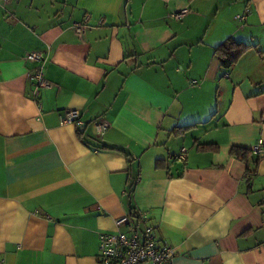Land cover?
I'll return each instance as SVG.
<instances>
[{"label": "crops", "instance_id": "crops-1", "mask_svg": "<svg viewBox=\"0 0 264 264\" xmlns=\"http://www.w3.org/2000/svg\"><path fill=\"white\" fill-rule=\"evenodd\" d=\"M227 37L251 47L223 69ZM259 139L264 0H0V264H102L99 233L131 211L170 264H264V154L229 153Z\"/></svg>", "mask_w": 264, "mask_h": 264}, {"label": "built area", "instance_id": "built-area-1", "mask_svg": "<svg viewBox=\"0 0 264 264\" xmlns=\"http://www.w3.org/2000/svg\"><path fill=\"white\" fill-rule=\"evenodd\" d=\"M1 1L7 2L8 0ZM248 11L246 9L243 14H237L235 18L240 21L245 20ZM186 13L187 9L183 8L172 13V17L178 20ZM87 20L88 17H85L82 22H75L73 27L77 32H80ZM25 59L36 64L32 72L29 73V77L33 80L32 94L37 97L41 89L51 87V83L44 77L42 69L44 55L42 51H31L25 54ZM60 120L62 123H73L77 127H84L76 110H66ZM93 128L95 132L102 133L106 128V123L95 122ZM181 151L184 152V148ZM251 152L257 155L264 154L260 139L252 146ZM135 214L137 215L136 217L129 214L116 219V226L125 225L127 227L126 231L117 230L113 233H99V262L102 264H142L145 262L149 264H170L175 255L174 248L157 240L148 212L139 211Z\"/></svg>", "mask_w": 264, "mask_h": 264}, {"label": "trees", "instance_id": "trees-1", "mask_svg": "<svg viewBox=\"0 0 264 264\" xmlns=\"http://www.w3.org/2000/svg\"><path fill=\"white\" fill-rule=\"evenodd\" d=\"M250 45H247L241 41L236 40L233 37H227L225 40H223L221 43L216 45L213 48V55L219 60L220 65L223 69H229L234 64L237 63L239 58L250 48ZM260 52V51H258ZM261 54V53H260ZM262 55V54H261ZM188 129V126L186 127H177L175 130L176 134H183ZM82 132L79 131V135L81 136ZM199 149L205 150V151H217L218 145L217 144H204L200 145ZM229 153L231 155H234L235 157L241 158V159H247L248 156L251 154V150L238 147V146H232L230 148ZM259 158H256L255 163H258ZM155 168H161L164 166L163 160L157 159L155 160ZM248 170V169H247ZM135 211H131V215L133 217H136Z\"/></svg>", "mask_w": 264, "mask_h": 264}]
</instances>
